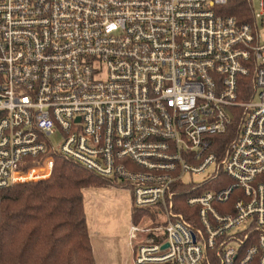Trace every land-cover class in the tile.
I'll return each instance as SVG.
<instances>
[{"label":"built area","instance_id":"1","mask_svg":"<svg viewBox=\"0 0 264 264\" xmlns=\"http://www.w3.org/2000/svg\"><path fill=\"white\" fill-rule=\"evenodd\" d=\"M229 1L0 0V190L62 156L147 212L134 264H264V0Z\"/></svg>","mask_w":264,"mask_h":264},{"label":"trees","instance_id":"2","mask_svg":"<svg viewBox=\"0 0 264 264\" xmlns=\"http://www.w3.org/2000/svg\"><path fill=\"white\" fill-rule=\"evenodd\" d=\"M225 15L246 23L252 6L230 0ZM119 186L80 164L55 157L49 179L0 190V264H95L84 190ZM177 211L186 213L184 206ZM147 212L132 209V222Z\"/></svg>","mask_w":264,"mask_h":264},{"label":"rangeland","instance_id":"3","mask_svg":"<svg viewBox=\"0 0 264 264\" xmlns=\"http://www.w3.org/2000/svg\"><path fill=\"white\" fill-rule=\"evenodd\" d=\"M260 0H252L254 13L260 12ZM261 42H264V27L259 28ZM57 148L62 136L56 133L48 139ZM208 173L195 177L201 181ZM84 208L88 229L94 232V242L101 264H133L128 231L132 223V197L123 186H108L84 190ZM149 217L153 218L150 214Z\"/></svg>","mask_w":264,"mask_h":264},{"label":"crops","instance_id":"4","mask_svg":"<svg viewBox=\"0 0 264 264\" xmlns=\"http://www.w3.org/2000/svg\"><path fill=\"white\" fill-rule=\"evenodd\" d=\"M89 236H90V242H91V247H92V252H93V257H94V260H95V264H101V261H100V258H99V254H98V251H97V245H96V243L93 240L94 232H91L89 230ZM128 240H129V238H128ZM128 243H129V246H130L131 254L133 255V250H132V246H131L130 241Z\"/></svg>","mask_w":264,"mask_h":264}]
</instances>
